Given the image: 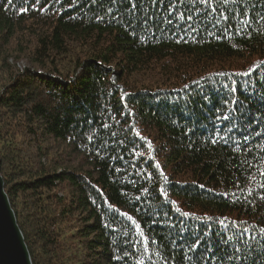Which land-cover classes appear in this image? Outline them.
I'll return each instance as SVG.
<instances>
[{"label": "trees", "instance_id": "trees-1", "mask_svg": "<svg viewBox=\"0 0 264 264\" xmlns=\"http://www.w3.org/2000/svg\"><path fill=\"white\" fill-rule=\"evenodd\" d=\"M133 3L0 0V175L32 264H194L171 243L183 212L213 239L224 218L248 229L219 264H264V107L246 99L264 96V0ZM233 98L255 119L229 134ZM119 213L157 245L114 260L136 238Z\"/></svg>", "mask_w": 264, "mask_h": 264}, {"label": "snow or ice", "instance_id": "snow-or-ice-1", "mask_svg": "<svg viewBox=\"0 0 264 264\" xmlns=\"http://www.w3.org/2000/svg\"><path fill=\"white\" fill-rule=\"evenodd\" d=\"M9 4L12 3V0H8ZM37 3H39V0H36ZM59 2V0H57ZM113 3H116L117 0H112ZM155 0H153V3ZM201 3H210L211 0H200ZM129 3L132 5L133 8H135L137 5L133 3V0H129ZM28 9H22L21 11H27ZM242 15H244L246 18V13L243 11L241 12ZM188 19H192L191 15L187 17ZM261 19H264V16L261 17ZM169 24L172 23V20L167 21ZM243 23V21H242ZM250 26V25H246ZM250 35V33H249ZM256 68V65H253L252 69H250L248 72H243V73H237L236 75H241V76H250L251 72L254 71ZM187 87V86H185ZM222 87L229 92V95L232 96L236 93L237 87L240 88L241 91H246L248 88V82L247 81H240L237 82L235 80L231 81L230 84H223ZM121 99L123 100L124 97L122 96ZM203 99L207 102H211L210 98L207 95H204ZM248 99L249 104H255L256 111H260L262 107H264V96H261L258 100H253L251 97H246ZM231 104L235 105L237 107H233L231 109V114L229 115H223V116H217V120H224V121H229L230 126L225 130L227 133H232L233 129L237 126L238 123H240L242 120H247L251 121L255 119V117L252 116V108L249 106H246L243 101H240L239 99L233 98L231 99ZM225 105L229 103L228 99H225L224 101ZM217 112H220V109H216ZM131 114V113H129ZM104 127H107V125H104ZM222 131L219 127L216 128V133L217 137L212 139V143H218L219 140H224V136H219V132ZM250 137L248 135L244 136V141H247ZM229 140H232L234 143H236L237 147H240V141L234 140L233 137L229 136ZM89 140H91V137H89ZM225 142H228L227 140ZM149 147L151 148V142H149ZM256 161L254 160L253 163ZM240 165L234 164L233 167H238ZM156 167L159 168L160 165L157 163ZM251 165L248 166V169H251ZM163 175V173H161ZM261 175H264V172H261ZM165 179H167L165 177ZM203 187V185H201ZM239 187V185H237ZM261 187L264 188V183L261 184ZM162 191H166L162 190ZM252 193H249L251 195ZM261 199H264V196H261ZM167 202V201H166ZM95 203V201H94ZM107 204L108 202L105 201ZM175 203V202H172ZM108 211L109 212H114L115 210L112 208V206L109 204L108 205ZM175 211L177 213H180V208L176 207ZM184 219L183 220H178L173 223V227H178V232L176 234V237L171 240V243L176 244L181 250L184 247H188L190 251H192V256L189 257L191 261L194 262V264H200L201 259L204 258L205 254H210L212 257H214L218 264L220 261H223L225 259L231 261V260H240L241 256V249L237 247L236 245L242 244L244 240L247 238V233L248 229H240L238 227V222L237 221H231L230 223H225L228 218H224L221 220L219 223L222 225V227L219 229L218 232H215V239L211 238L208 236V231L212 230L210 225H205V230L201 234L200 232L197 231V225H191L187 223V219L190 217V214L187 212L180 213ZM119 216L121 217H126L127 220L131 221L132 224L135 226L136 230V238L134 241H129L125 240L126 244L131 245L132 251L129 252L127 248H121L120 246L117 245L116 241H113L114 244V255L113 259L116 261H120L124 259V257L129 256V255H134L135 254V249L140 245L141 243V238L142 242L144 244V251H148V246L151 245H157L158 241L157 239L153 238V234L151 232V229L149 227L148 231L146 232L145 230L141 229V224L138 223L137 221L133 220V217L128 216L127 213H119ZM206 221L211 220V217H205L204 218ZM155 222V221H153ZM105 227H110V222L106 223L104 225ZM234 228L236 229L231 236H228L225 238V232L229 228ZM113 232H115V229H112ZM215 231V230H212ZM260 237L258 242L264 247V228L260 229ZM127 236V233H125ZM253 240H257V236L253 235L251 237ZM205 241L207 243L205 244ZM234 241V243H233ZM160 244H163V241H160ZM121 251L123 254L121 255ZM222 253L221 255H217V253ZM248 257H244V259H247ZM138 264H143L142 261L138 262ZM252 264H257V262L254 260Z\"/></svg>", "mask_w": 264, "mask_h": 264}, {"label": "water", "instance_id": "water-1", "mask_svg": "<svg viewBox=\"0 0 264 264\" xmlns=\"http://www.w3.org/2000/svg\"><path fill=\"white\" fill-rule=\"evenodd\" d=\"M0 264H32L0 175Z\"/></svg>", "mask_w": 264, "mask_h": 264}, {"label": "rangeland", "instance_id": "rangeland-1", "mask_svg": "<svg viewBox=\"0 0 264 264\" xmlns=\"http://www.w3.org/2000/svg\"><path fill=\"white\" fill-rule=\"evenodd\" d=\"M24 67V66H23ZM17 221V220H16ZM18 225V224H17Z\"/></svg>", "mask_w": 264, "mask_h": 264}]
</instances>
